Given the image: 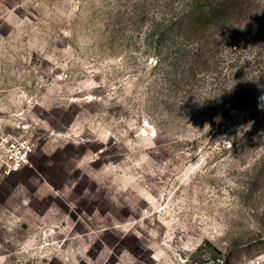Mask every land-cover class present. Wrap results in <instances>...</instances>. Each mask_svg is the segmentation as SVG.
Listing matches in <instances>:
<instances>
[{
    "label": "rangeland",
    "instance_id": "rangeland-1",
    "mask_svg": "<svg viewBox=\"0 0 264 264\" xmlns=\"http://www.w3.org/2000/svg\"><path fill=\"white\" fill-rule=\"evenodd\" d=\"M192 2L0 0V264H264V0Z\"/></svg>",
    "mask_w": 264,
    "mask_h": 264
},
{
    "label": "trees",
    "instance_id": "trees-1",
    "mask_svg": "<svg viewBox=\"0 0 264 264\" xmlns=\"http://www.w3.org/2000/svg\"><path fill=\"white\" fill-rule=\"evenodd\" d=\"M250 0H193L192 3L172 21L173 35L179 36L183 42H188L196 46V52L189 62L192 64L203 56V50L207 46H217L221 44L222 38L218 33L220 27L225 20L234 17L237 13L246 10ZM208 29H214L211 39L207 35ZM180 55L174 53L172 59H179ZM160 61L158 60L157 63ZM188 64V65H189ZM243 94L250 95L248 90ZM242 94V95H243ZM240 98H236L231 105L239 107ZM219 119L221 122L225 121V115L220 114Z\"/></svg>",
    "mask_w": 264,
    "mask_h": 264
},
{
    "label": "built area",
    "instance_id": "built-area-1",
    "mask_svg": "<svg viewBox=\"0 0 264 264\" xmlns=\"http://www.w3.org/2000/svg\"><path fill=\"white\" fill-rule=\"evenodd\" d=\"M10 155L6 160V168L9 172L18 171L29 162V150L18 147L15 143L10 144Z\"/></svg>",
    "mask_w": 264,
    "mask_h": 264
},
{
    "label": "clouds",
    "instance_id": "clouds-1",
    "mask_svg": "<svg viewBox=\"0 0 264 264\" xmlns=\"http://www.w3.org/2000/svg\"><path fill=\"white\" fill-rule=\"evenodd\" d=\"M227 143H229V144H230V142H227Z\"/></svg>",
    "mask_w": 264,
    "mask_h": 264
}]
</instances>
